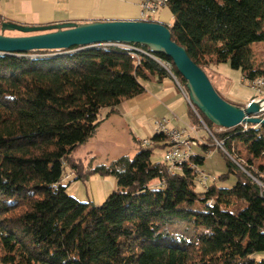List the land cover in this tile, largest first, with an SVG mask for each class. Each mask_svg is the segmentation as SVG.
<instances>
[{"label":"trees","instance_id":"16d2710c","mask_svg":"<svg viewBox=\"0 0 264 264\" xmlns=\"http://www.w3.org/2000/svg\"><path fill=\"white\" fill-rule=\"evenodd\" d=\"M166 6L172 39L207 74L229 63L246 79L264 76V56L252 48L264 41V0ZM45 51L58 53L29 56ZM150 55L170 62L186 85L170 57L142 44L0 54V264H264L254 256L264 252V125L214 131L220 126L200 112L238 175L232 187L197 190L194 169L172 175L153 161L169 146L160 131L154 145L137 141L133 157L109 164L77 154L97 133L102 109L117 112L146 81L167 75ZM193 159L200 165L205 156ZM67 168L75 179L114 176L119 188L100 205L82 202L62 182Z\"/></svg>","mask_w":264,"mask_h":264},{"label":"water","instance_id":"95a60500","mask_svg":"<svg viewBox=\"0 0 264 264\" xmlns=\"http://www.w3.org/2000/svg\"><path fill=\"white\" fill-rule=\"evenodd\" d=\"M0 54L19 55L34 50H61L75 46L97 47L101 44H142L154 54L170 57L185 78L189 97L194 106L213 124L232 128L240 124L264 125L261 101L251 100L244 107L223 98L207 72L172 39L168 25L149 19L94 20L78 23L66 21L44 25H27L2 21ZM23 35L10 36L5 31ZM70 51V50H69Z\"/></svg>","mask_w":264,"mask_h":264},{"label":"crops","instance_id":"0c3cea01","mask_svg":"<svg viewBox=\"0 0 264 264\" xmlns=\"http://www.w3.org/2000/svg\"><path fill=\"white\" fill-rule=\"evenodd\" d=\"M141 1L7 0V8L18 15H24L26 20H30L34 24L44 25L66 21L82 23L93 20L141 19ZM155 16L156 18L153 20L168 26L173 23V15L168 6L162 7L152 18ZM226 64L230 66L229 63ZM208 71L215 80L218 91L228 101L244 107L253 99L254 93L244 81L242 72L241 84L236 85L222 74L218 65L211 67ZM144 84L146 90L138 96L122 101L117 106V112L112 113L102 121L95 136L102 130H107V124L108 127H111L110 124H118L119 126L123 124L125 129L128 125L132 140L138 145L137 141L152 138L156 133L154 121L158 117H168L172 127L197 125L194 116L190 112L189 102L171 76L166 75L160 79L155 78L146 81ZM115 127L113 126V128ZM148 127L151 130H148ZM153 129L154 134H152ZM140 132L145 133L146 136H141ZM90 140L86 144L90 143ZM204 141L209 148L207 150L202 149L208 152L212 143L206 138ZM90 152L92 151L89 150L86 153Z\"/></svg>","mask_w":264,"mask_h":264},{"label":"rangeland","instance_id":"374dc122","mask_svg":"<svg viewBox=\"0 0 264 264\" xmlns=\"http://www.w3.org/2000/svg\"><path fill=\"white\" fill-rule=\"evenodd\" d=\"M0 15H2L6 21H13L27 25H40V24H34L30 20H26L24 15H20V14L18 15L17 13L9 11L7 8V0H0ZM154 18H156V16L153 17V19ZM0 33H3L2 28L0 30ZM4 34L10 36L22 35L21 32L16 30L5 31ZM124 46L128 47V45H124ZM252 48L254 49L255 52L254 57L256 59H260L263 57L264 41L253 43ZM55 53L58 52H54V51L32 52L29 54V56L36 57V56L51 55ZM227 65L228 64L226 63H221L218 65L222 74L226 76L227 79L232 81L233 84L240 85L241 84L240 78L242 77L241 70L232 68L231 66H227ZM167 66L171 71H173V66L170 62L169 64H167ZM166 73L168 76H172L171 73L167 70ZM208 74L212 78V82L216 90H218L215 84V80H213V77L209 71ZM194 107L199 115L197 114L196 110H194L191 107L196 114L194 115V118L197 122L196 125L197 127L196 126L193 127L198 128L199 130L198 135L201 137L202 140L206 138L210 141V143H212V146L210 147L211 153H208L205 150H203L201 146L196 147V151H195L196 154L205 156V160L202 164L199 165V169L205 171L208 175L211 176L209 180V185L216 184L218 187H232L237 183L238 175L236 171L229 170V166L227 164V158L222 153V151L217 146H215L217 139L213 134L214 131H223L225 128L215 127L214 131L210 130V127L206 123L203 116L200 114L201 111H199L196 106ZM108 111L109 110L107 108L102 109L101 119H105L107 117ZM107 125H106V127L108 128L107 130H102L101 132H99L94 138H92V140H90V143L86 144V146L84 145L78 150L77 154L83 157L86 163L92 162L94 166L98 164H109L112 160L122 155H128L130 157H133L137 153L139 147L132 140L130 129L127 124H126L127 125L126 129L123 126V124L122 126H119L118 124L117 125L110 124L111 127H108ZM113 126L116 127L113 128ZM207 129H209L210 132ZM148 130H151L150 127H148ZM154 133L155 131L153 129L152 134ZM140 134H142L141 136H146L145 133L140 132ZM89 150H91L92 152L86 153ZM164 152L165 151L162 150L161 148H157L152 158L153 161H164ZM224 152L227 153V151ZM227 155L229 154L227 153ZM91 157L93 158L90 159ZM236 163L240 165L238 161H236ZM67 175H69V177H65ZM75 176H76L75 173L72 172L70 168H67L66 173L64 175V178L66 179L63 178L62 182L68 185L67 192L82 202H88L91 204L100 205L106 200V198L113 191L119 188L117 180L114 176H101L99 174H91L89 175V177L86 178L85 176L82 179H75ZM196 188L197 190L205 189L200 183H197ZM254 256L260 260L264 258V252H257L254 254Z\"/></svg>","mask_w":264,"mask_h":264},{"label":"built area","instance_id":"2783aa9c","mask_svg":"<svg viewBox=\"0 0 264 264\" xmlns=\"http://www.w3.org/2000/svg\"><path fill=\"white\" fill-rule=\"evenodd\" d=\"M140 6H141V18L146 20L152 18V16L155 13H157L162 7L165 6V0H156V2H147V0H142ZM112 45H116V44H112ZM161 60L165 63L166 67H168L167 64H169V62L163 59ZM169 72L172 75L171 77L176 82L177 87L183 92L190 106L194 110H196L193 103L190 100L189 91L186 85L180 82L177 75L174 74L175 72L171 71L170 69ZM244 81L254 93V97L252 100L261 101V116L263 117L264 116V76L258 77L253 80L244 78ZM170 123L171 121L168 117H158L154 121L156 133H158V130H166V138L169 143V146L164 152V162L167 164L169 172L172 175H175L178 172L182 171L185 166H188L194 169V171L196 172L197 182L200 183L205 189H207L209 186V180L211 176L208 175L205 171L199 169V164L195 161V159H189V151H196V147L200 146L201 144L206 145V142L202 140L201 137L198 135L197 128L193 126L172 127ZM140 142L141 145L143 146L154 145V141L152 138L142 139L140 140ZM216 146L223 148L222 143L218 140L216 142ZM208 153H211V151L208 150ZM65 177H69V175Z\"/></svg>","mask_w":264,"mask_h":264},{"label":"bare ground","instance_id":"6f19581e","mask_svg":"<svg viewBox=\"0 0 264 264\" xmlns=\"http://www.w3.org/2000/svg\"><path fill=\"white\" fill-rule=\"evenodd\" d=\"M147 2H156V0H147ZM167 3H168V0H165V6L167 5ZM101 45H112V44H101ZM116 45H128V44H116ZM141 52L147 54L144 51H141ZM150 56L153 57L155 60H157V62L161 66H163V68H165L167 71H169V68L166 67L165 63L160 58L159 59L158 58H155V56H153V55H150ZM158 131H160V132H162V133H164L166 135V130H158ZM196 155L197 154H196L195 151H189V159H193V157L196 156Z\"/></svg>","mask_w":264,"mask_h":264}]
</instances>
